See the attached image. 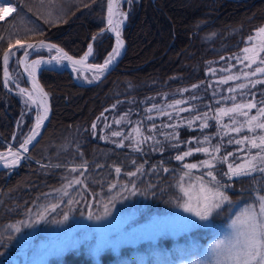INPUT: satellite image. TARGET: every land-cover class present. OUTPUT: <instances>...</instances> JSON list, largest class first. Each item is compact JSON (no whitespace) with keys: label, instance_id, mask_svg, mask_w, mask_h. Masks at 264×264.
<instances>
[{"label":"trees","instance_id":"obj_1","mask_svg":"<svg viewBox=\"0 0 264 264\" xmlns=\"http://www.w3.org/2000/svg\"><path fill=\"white\" fill-rule=\"evenodd\" d=\"M14 1L20 2L11 3ZM107 1L23 0L15 19L0 22V151L12 141L21 118L25 119L23 134L33 123L30 116L23 114L19 97L3 87L5 52L17 40H47L72 56L81 57L92 37L105 27ZM185 1L190 3L187 9H176L175 5ZM262 27L264 0H134L124 31L126 54L101 83L78 86L69 72L44 71L40 82L51 95L53 110L49 125L31 151V160H26L10 177L8 171L0 172V264H10L20 253L28 231L25 219L34 210L47 204L50 208L58 201L57 190L72 179L66 177L67 165L90 166L85 172V186L94 189V194L102 181L126 187L136 180L155 205L169 207L174 191L182 184L179 161L171 155L133 154L106 144L94 133V123L118 102L206 87L211 80V66L241 51L247 39ZM145 30L148 33L142 38ZM112 46L113 39L108 35L96 41L94 62L102 63ZM196 134L194 131L186 135ZM20 139L17 137L18 144ZM232 147L227 145V149ZM152 164L169 168L150 171ZM116 168H120L119 173ZM133 171L135 175L130 176ZM222 185L227 188L223 192L230 203H224L212 216L219 230L209 234L196 232L194 242L165 239L158 246L164 254L159 264L199 256L212 235L223 230L243 208L255 205V198L264 195V174L224 177ZM156 253L159 254L146 244L136 250L126 247L118 256L104 253L101 264H139L147 258L155 264ZM64 263L97 264L84 253H70Z\"/></svg>","mask_w":264,"mask_h":264},{"label":"rangeland","instance_id":"obj_2","mask_svg":"<svg viewBox=\"0 0 264 264\" xmlns=\"http://www.w3.org/2000/svg\"><path fill=\"white\" fill-rule=\"evenodd\" d=\"M17 2L14 1L11 5L17 6ZM128 4V2L124 3L122 9L124 13V8ZM175 6L176 9L183 10L187 9L190 3L185 1ZM17 12L2 23L9 22ZM257 31L251 36L253 37L251 41L247 39L241 51L211 66L209 69L211 80L206 87L202 89L189 87L177 90L175 93L160 94L143 100L132 98L118 102L108 108L94 123L95 127L92 129L100 141L126 149L133 154L161 157L171 155L176 159L177 155L193 150L191 155L178 160L183 175L182 184L178 190L174 191L173 201L169 207L155 205V202L142 192L144 188H139V184L136 185V180L127 183L126 187L119 186L117 183L112 184L110 180L102 181L97 185L99 187L94 194V189L85 186L87 183L85 178L88 176L85 172L90 170V166L73 164L68 167L67 165L65 166L66 177L72 179L57 190L58 201L55 204L50 208H47L48 204L44 205L34 210V213L32 212L31 216L25 219L24 226L28 228V231L24 237V245L10 264H65V257L70 253H84L97 264H101V256L106 252L118 256L126 247L136 250L143 244L159 253H156L157 263H155L159 264L164 254L158 246L165 239L169 238L175 243L182 239L194 242L193 235L196 232L209 234L217 231L219 225L212 219L217 210L207 221H200L177 205L187 199L181 191V186L195 197L201 181L208 187L219 188L223 192L226 188L222 185L224 177L238 179L264 174L259 171H253L249 175L229 173V164L234 167L245 164L246 161H251L259 150L251 148L247 142L235 143L244 136L254 135L253 132L248 131V125L244 123L246 117L239 116L237 113H228L221 115L219 120L216 118L221 108H232L235 104L254 103L257 108L264 107L262 103L264 102V83H257V81H264V73L257 72L256 75H251L257 67H264V64L259 62L260 58L264 57V52L260 53L257 62L251 66L249 61L243 59L245 55L243 49L259 42L260 38L256 36ZM146 33H148L146 30L143 31L141 37L143 38ZM18 60H14L9 65L12 80H8L7 83L11 90H15L14 83L21 86L24 83L18 71ZM79 75L81 77V73ZM230 76L233 79H228ZM83 77L86 81L91 80L89 75L88 77L83 75ZM242 84L245 85L244 88L240 87ZM177 101L180 103L177 104ZM22 104L26 111L28 108L23 101ZM257 108L243 109V111L249 112L250 116L257 115ZM70 114H72L71 111ZM205 114H207L208 127L202 128ZM234 116L240 123H244L239 133L232 131L240 126L239 123L232 124L231 118ZM258 119H264V117ZM194 131L197 132L196 136L186 135ZM113 133H120V135H113ZM255 134L264 135V130L257 128ZM205 137L208 138V142H204ZM229 141L233 142L229 143ZM120 144H123V147L118 146ZM229 144L233 147L227 149ZM216 146L220 147L218 153L213 152ZM198 147H208L209 154L196 152L195 149ZM212 156L216 159H212ZM224 156H227V161L221 162ZM205 160H211L213 167H204ZM185 164H196L197 168L189 170L184 167ZM256 164L260 166L259 161H256ZM158 168L168 169L169 167L159 164H152L149 167L150 171H160ZM209 171L215 176V181L207 175ZM77 179L84 183H72ZM132 185L138 186H135V191ZM190 185L192 187H189ZM255 199L258 204V197ZM90 214L91 219H89ZM41 215L43 219H40ZM65 215L68 216L67 220H64ZM236 216L223 230L212 235L199 256L181 259L174 264H212L213 248L219 241H226L232 236L231 225ZM97 217L102 218L97 219ZM186 221H194L195 226L188 225ZM139 264H150V262L147 258Z\"/></svg>","mask_w":264,"mask_h":264},{"label":"snow or ice","instance_id":"obj_3","mask_svg":"<svg viewBox=\"0 0 264 264\" xmlns=\"http://www.w3.org/2000/svg\"><path fill=\"white\" fill-rule=\"evenodd\" d=\"M43 3V0H41ZM0 20L4 19L6 14L16 12L15 7H11V0H0ZM109 12L111 14V0L109 3ZM15 19V18H14ZM111 23V21H109ZM256 36L259 37V42L252 47H246L243 49L245 55L243 56L244 60L249 61V66L255 64L257 62V58L260 57V53L264 52V28H260ZM2 39V37H0ZM253 37H249L251 41ZM119 44V41H118ZM16 45L20 48H24L25 44L22 43L20 40L16 41ZM43 46V45H42ZM27 48L31 49L34 48V45L27 44ZM48 47H55L54 45ZM59 52L60 50L57 49ZM116 51V50H114ZM92 48L91 45L88 48V53L91 54ZM118 51H116V55H118ZM29 53L27 51L24 52V56L27 57ZM66 56V54H65ZM114 57H110L109 60L105 61V65L103 67H107V65L111 62V59ZM9 59V52H5L4 54V63L7 65ZM67 59L72 62L73 64L82 63V61H75L72 60V57H67ZM84 59H87L85 56ZM237 59H240L237 57ZM260 64H264V57H261L259 60ZM23 63V61H21ZM41 63L40 60L33 61V64L39 65ZM264 73V67H257L255 71L251 75H256V73ZM5 74H7V69H5ZM247 75V74H245ZM228 79H233V77H228ZM239 79V77H236ZM227 82V81H224ZM257 83H264V81H257ZM34 88L38 87L35 82L33 84ZM255 85L253 84V87ZM241 88H244L245 85H240ZM24 90L21 89V92ZM42 93V90H40ZM229 91H234L233 89H229ZM31 99V96H29ZM177 104L180 101L176 102ZM264 103V102H262ZM253 108H257L256 104L254 103H247V104H235L232 108L223 109L221 108L217 113V120L221 115H227L228 113H237L239 116H244L247 119L244 121L248 125V131L253 132V136H244L242 139L236 140V144H244L247 142L250 144L251 148L258 149L257 155L252 157L251 161H246L245 164L236 165L235 167L232 164L228 165L229 173L231 175H249L253 171L264 172V135L257 136L255 134V130L261 129L264 130V119H258L264 117V107L257 108V115H249V112L243 111V109L251 110ZM185 111L187 109H184ZM42 117L37 118L36 128L33 129V134L29 136L25 141L22 143L21 147L27 151V145L32 141L35 135L38 134L36 129H39L40 124L42 122ZM200 119V117H197ZM207 114H205V121L202 123L201 127L206 128L208 127L207 124ZM232 124H240L239 127L232 129L239 133L242 128L244 127V123H240L236 117L231 118ZM191 123V121L189 122ZM95 127V125H93ZM113 135H120V133H113ZM208 142V138L205 137V141ZM233 141H229L232 143ZM123 147V144L118 145ZM250 150V149H249ZM193 150H189L184 152L183 155H177V160H183L185 156H189L192 154ZM196 152H203L205 154H209V148H196ZM220 151V147L216 146L213 149V152L218 153ZM16 159H19L18 154L13 153ZM212 159H216L215 156H212ZM227 156L221 158V162H226ZM256 161H259V167L256 164ZM15 162V161H13ZM204 167L211 168L213 164L211 160L203 161ZM185 168L191 170L197 168L196 164H185ZM75 171V169H73ZM167 171V169H165ZM116 172H120V168H116ZM129 175H135V173H129ZM187 175V173H186ZM208 176L212 177L213 181H215V176H213L212 172L209 171L207 173ZM72 183L79 184L81 183L80 180H73ZM115 187V185H112ZM189 187H192L191 185ZM133 191H135V185H132ZM126 190V189H125ZM181 191L187 197V199L177 206L182 208L184 212L195 216L200 221H207L212 214L220 209L222 205L226 202L230 203L229 198L224 192L220 191L219 188L212 189L205 185L202 181L199 184L198 194L193 197L190 195L188 190H185L183 186H181ZM66 194V193H65ZM55 207V206H53ZM107 213V208H106ZM43 215L40 216V219H43ZM91 214L89 215V219H91ZM102 217H97V219H101ZM68 216H64V220H67ZM188 225L195 226L194 221H186ZM232 229L233 234L232 236L226 241H219L213 248L214 259L212 264H264V195L258 197V204L246 206L243 210L236 216V218L232 221ZM16 231H19V228H16Z\"/></svg>","mask_w":264,"mask_h":264},{"label":"water","instance_id":"obj_4","mask_svg":"<svg viewBox=\"0 0 264 264\" xmlns=\"http://www.w3.org/2000/svg\"><path fill=\"white\" fill-rule=\"evenodd\" d=\"M22 1L19 3V6L21 5ZM125 1H127V0H125ZM129 1H131V0H129ZM228 1L240 2L239 0H228ZM244 1H247V0H244ZM123 2H124V0H111V14H110V12H109L110 0H108L106 26L95 37H93V40L90 44L91 48H92L91 54H89L87 51V53H85L82 57L76 58V57H73L72 55H70L64 48H62L59 45H56L50 41H44L43 40V41H33V42L24 43L25 44L24 52L27 51L29 53V55L27 57H25L24 53H23L22 57L20 58L19 65H20V70L23 74V77L25 78L26 84L30 88L34 87L33 86L34 83H32L28 79L27 73L24 70L23 63H21V61H24V60L32 57L35 53H38L40 51H44L47 53L53 52L52 54H48L45 57H37L34 60H32V62L36 61V60H40L41 62H44L47 65H59L60 68H45L44 67L38 73L37 72L35 73L34 82L38 86L35 88L38 91L41 106L46 112L45 117L42 120L39 129H36L38 134L35 135V137L32 139V141L27 145V151H25L21 147L22 144L15 150L7 149L6 151H0V171L5 170V169H11V171L17 170L22 165V163L25 161V159L30 156V153H31L33 147L39 142V140L41 139L42 135L44 134V131L46 130V128L50 122V119L52 116L51 97L48 94V92L44 89V87L40 83V79H39L40 75L43 71H45V70L69 71V72L73 73V76L75 79L77 78L76 72H79V71L84 73V74L89 73L92 77H94V74H96L99 79L96 80L95 83L91 84L92 86H94L95 84H98L102 80H104L109 74H111L117 68L118 64L124 58L126 51H127V43H126L124 36H123V31L126 27V24L122 27V34L121 35L116 34L114 32L115 22H116V19L118 18V16H120L121 4ZM11 7H15V6L11 5ZM15 8L17 11V7H15ZM13 13H15V12L6 14L4 16V19L7 18L8 16L12 15ZM127 14H128V11L126 12V18H127ZM109 21H111V23ZM105 34H108L109 36H111L114 39V45H113L112 51L106 60H109V58L111 57V54L114 52L115 47H116V39L117 38H119L121 40L122 48L119 51V54L114 59H111V62L107 65V67H103L105 65L106 60L100 65L99 64H90L89 62L93 57V49H94L93 44H94L95 40H97V38H100V37L104 36ZM27 44L34 45V48H31V49L27 48L26 47ZM51 45H54L55 47H48ZM22 49L23 48H20L18 45H15V46L11 47L7 52H9V54L14 53L16 55ZM57 49H59L60 51L58 52ZM65 54H66V56H65ZM85 56H87V59H84ZM67 57H72V60L82 61V63L73 64L72 62H70L67 59ZM3 66H4V77H6L5 76L6 75L5 69L6 68H5L4 58H3ZM4 87L6 90L8 89L5 82H4ZM16 88L21 89V87H19V86H16ZM40 90H42V93ZM36 124H37V121H36L33 129L36 128ZM33 129L31 131V133L28 135V137L33 134ZM22 152L24 154L21 157H19V159H16V157L13 155V153H16L19 156V153H22ZM13 161H15L17 163H15Z\"/></svg>","mask_w":264,"mask_h":264},{"label":"bare ground","instance_id":"obj_5","mask_svg":"<svg viewBox=\"0 0 264 264\" xmlns=\"http://www.w3.org/2000/svg\"><path fill=\"white\" fill-rule=\"evenodd\" d=\"M122 7L123 6H121V9H122ZM126 21H127L126 14H124L123 17L121 16V14H120V16H118V18L116 19V22H115V27H114V32L116 34H119V35L122 34V27L125 25ZM118 41H119V44H118ZM121 48H122V42L119 38H117L115 50L118 51V53H119ZM116 51H114L112 53L111 57L115 58L117 56ZM12 61H13V57L9 56L8 63L6 65V69H9V65L12 63ZM44 67L45 68H58L59 66L58 65H47L44 62H41L39 65H35V64H33V62H30L29 59H26L23 61V68L27 73L28 79L32 83H34L35 73L36 72L38 73ZM9 78H11V75L7 71L6 79H9ZM18 86H20V85L18 84ZM23 90L24 91L21 92V89H20L19 92H20V95L23 99L24 105L26 107H28V109L30 111H36V117L37 118L42 117L44 119L46 112L41 106L40 97H39V94H38V91L36 90V88H34V87L29 88V89L24 88ZM29 96H31V99L29 98ZM23 154H24L23 152L19 153V157H21ZM15 163H17V162H15Z\"/></svg>","mask_w":264,"mask_h":264}]
</instances>
